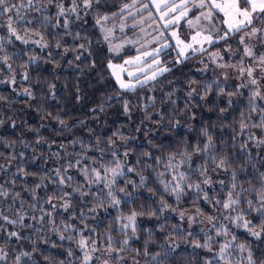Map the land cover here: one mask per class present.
Instances as JSON below:
<instances>
[{"label": "trees", "instance_id": "trees-1", "mask_svg": "<svg viewBox=\"0 0 264 264\" xmlns=\"http://www.w3.org/2000/svg\"><path fill=\"white\" fill-rule=\"evenodd\" d=\"M127 1L102 0L96 10L110 13ZM8 4H22L21 15L26 19L39 21L34 25L35 30L45 34V40L49 45L48 48L39 50L30 46H22L12 39L13 43L6 46L9 55L17 53V58L10 59L8 62L12 70L9 71L6 66H0V80L7 82L0 83V161L13 164V169L6 175V182L3 185L9 192V196L7 198L0 197V212L15 219L17 214L23 211L25 214L24 223L34 225L32 228H21L19 224L13 227L0 219V226L6 229V231H0V248L10 251L8 264H14V257L18 254V249L23 248L31 251L34 245L37 251L33 252V259L38 262L37 264H61L62 261L65 264H81L82 254L77 244L68 239L61 240L59 238L61 234L68 235V233L61 232L63 222L66 220L74 222L81 228L87 224L90 229L95 230V233L103 236L110 227L112 229L119 228V225L115 223L116 218L121 213L127 215L132 209L142 211L145 215L138 218L140 230L137 232L138 238L131 241L133 251L122 254L137 258L145 264H155L151 257L160 251L161 245L167 246V242L171 239L174 244L179 246L172 255L165 257L161 254L158 257L163 264H205V258L211 257L212 253L194 246L196 240L203 242L204 232L193 233V236L189 237L188 232L182 229L180 222L170 213L197 212V208H199L204 213L200 217L206 221L208 215H214L220 219L222 216L213 208L212 203L205 202L203 194L197 198L194 191H188L178 201L173 195L165 193L163 185L156 178V172L164 171L165 165L160 164L157 167L156 159L163 157L167 160L169 155L184 151L185 144L195 148L198 142H206V138L202 135V129L207 128L217 145V155H229L232 168L238 169L243 166L244 172L240 173L238 184L244 188L250 186L260 188L258 177L260 173L264 172V146L257 145L256 139H264V128L249 127L243 135L240 134L239 122L242 113L244 117L251 116L250 123H259L260 119L257 113L250 114L248 111L249 96L233 94L236 92L231 88L225 89L226 87L221 86L222 93L220 87L208 84L206 85H210V88H207L209 91L208 113L202 114L203 111L200 110L198 112L201 113L200 120L193 129L189 132L181 130L174 126L172 119L174 106L182 102V99L184 100V96L179 94V90L182 89L184 83L192 81L197 85V92L200 94L202 78L197 75L192 76L186 65L174 66L176 58L171 53L172 50L166 51L167 57L161 58L167 62L168 67H171V71L160 76L159 84L153 87L155 92L150 93L149 86L138 88V91L135 92H121L110 77L107 68L110 56L101 45L96 25L92 22L84 23L82 16L79 20L73 17L70 31L79 33L81 38H87L78 40L73 35L66 34L62 26L53 27L57 23L55 5H50L49 11L41 13L35 10L38 8L36 6L28 8L26 0H8ZM7 15L14 16V13L5 14L4 17H0V20H6ZM45 16L49 18L47 21L44 19ZM25 27L28 26L20 27L19 34H26ZM27 34L31 35V31ZM0 35L7 38L6 29H0ZM57 37L62 45L60 48L55 46ZM88 41L91 42L90 54L89 51L80 48V43ZM211 49H215V47ZM77 54L81 55L80 60L76 59ZM30 56L36 59V63H29ZM26 64L27 67H25ZM25 72L28 73L27 79L23 78ZM13 76L16 79L13 86L20 88L19 90L29 89L32 93L31 96L20 94L7 85ZM144 92L152 100L146 110L140 109V113L145 118L158 122L161 125L160 131L145 143L128 140L123 147L116 145V141L127 138L124 130L126 124L124 102L128 101L129 108H132L135 101L140 102L139 96ZM228 92L233 94L232 99H229L231 105L225 98L221 101L218 98ZM166 96L168 100H171L170 102H165L163 97ZM60 120H63L64 123L61 124ZM161 120L165 124H161ZM17 122H24L25 126L32 129L36 138L43 140L41 150L36 147L38 140L36 141L32 134V137L28 139L23 128L15 124L13 126V123ZM114 133H120L122 136L114 135ZM249 133L254 137L252 140L248 138ZM49 143L53 146H63V156H67L68 159L66 166L68 167L69 163L73 165L71 167L73 172L70 173L72 181L64 189L70 193L80 184L87 183L80 169L93 166L99 169L101 163L109 167L113 166L110 163L114 160L111 152L116 150L125 169L127 167L137 169L132 173L126 172L128 179L120 178L118 180L119 186L126 187L127 193L131 195L134 203L121 205V209L118 211L108 207L105 201L104 208H97L93 213L90 211L95 206L93 197H81L78 192H75L71 198L72 206L69 209L68 217L55 210L52 216H46L44 225L41 227L32 217L38 221L41 216H45L46 211H52L47 199L53 196L57 190L58 178L53 177L52 172L45 169L44 165L32 163V156L40 152L44 155L48 154L47 145ZM125 152L128 153L126 159ZM146 153L150 155H145ZM192 159L193 167L203 163L197 156H193ZM77 160L81 161L79 165L75 163ZM249 160L251 163H248ZM139 162H143L144 166L141 167ZM187 168L188 165L185 164L181 170H187ZM209 172L213 184L211 187H204L214 202L215 199H222L226 196L219 181L223 179L226 185L230 184L231 174L219 170L213 172L211 168H209ZM141 175L148 177L146 186H142L140 183ZM164 179L171 180V175H166ZM199 179L201 178L195 175L192 177V181ZM129 181L135 182V187ZM249 181H251V185ZM37 184H40L41 187L35 189L37 198L34 199L32 189ZM91 191L94 194L98 193L99 198L103 200V194L107 192V189L102 185H92ZM116 192L119 196L125 195V193L119 192V187ZM17 193L19 196L15 195ZM59 195H63V193H59ZM162 197L168 201L171 207L163 215H160L159 208ZM53 201L61 200L57 197ZM32 205L36 206L35 211ZM152 211H156L157 216L149 217L147 215ZM81 212L85 213L87 217L83 222L79 220ZM73 215L76 216L75 220H73ZM50 220H54L55 230L49 224ZM10 231H18L25 239L22 241L13 239L5 243ZM181 233H183L184 239L180 238ZM89 234L88 231L84 232L85 236ZM236 234L240 237L238 242L249 241L252 243L258 264L259 261H264V243L248 239L240 230ZM74 235L78 240L79 234L74 233ZM111 235L115 240L121 242L125 239L116 231H111ZM146 243L148 256L144 255ZM103 246L101 244V247ZM69 250L74 253L71 257L68 256Z\"/></svg>", "mask_w": 264, "mask_h": 264}, {"label": "snow or ice", "instance_id": "snow-or-ice-1", "mask_svg": "<svg viewBox=\"0 0 264 264\" xmlns=\"http://www.w3.org/2000/svg\"><path fill=\"white\" fill-rule=\"evenodd\" d=\"M138 0H133L132 5L125 2L124 7L120 10V14L128 11L129 15H132L130 8L135 7ZM102 3V0H71V6L65 5L63 0H48L49 5L56 6V20L57 23L53 27H63L65 33L68 35H73L74 38H81L79 33H72L70 31L72 25V18L75 17L77 20L81 18V15H88L90 10H94L95 6ZM151 7H154L159 13L160 20L163 22V28L158 29L159 36L163 39L156 38L154 43L159 45L158 47L152 48L150 51L145 50L140 52L138 55L132 57L131 59H125L123 64L114 63L113 59L109 57L107 68L110 70L112 77L115 79L116 83L119 85L121 92H134L137 88H145L150 85V82L157 80L159 76H163L165 73L170 72L171 68L164 65L161 57L169 50H174L176 52V63H183L185 60L194 57L197 54L208 53L210 47L220 45L221 42L225 43L223 51L231 52L232 55H236L232 51L233 45L228 43L229 41L236 40V47L240 48L243 46V55L238 61H225V58L221 56L220 51L211 53L210 59L217 67L228 69L233 68L239 73V77L242 79L240 84V89L249 88L251 91V96L249 97V113H257L260 117L259 123L251 122V116L244 117L241 114L240 120V134L243 135L249 127L253 128H264V104H257L258 100H264V91H262V86L260 84L261 80H264V75L257 77V73H264V51L258 53L257 44L264 46V0H150ZM34 0H27V7L33 8ZM23 7L22 4H8V0H0V17L7 15L6 20H0V29H6L7 38L0 35V66H6L9 71H11V65L8 63L10 59L17 58V53H12L9 55L6 50L7 45H11L13 40L20 41L22 44H29L30 42L40 47L41 50L48 48V42L45 40V34L39 30H35V23L39 21L26 19L21 15L20 9ZM149 4H143V8H148ZM38 12L43 13L47 10V7L41 4V7L35 9ZM173 13H178L177 15H172ZM193 13V15H189ZM117 13H113L112 17L108 15L97 16L95 18V24L101 33L102 40L108 45L109 53L119 56L124 45H114L112 29L106 27V22L117 16ZM151 18V14H149ZM47 21L49 18L44 17ZM62 20V25H61ZM181 21H185L189 29V36H182L180 32L173 30L175 27L180 25ZM22 25H26L25 33L26 35H20L19 29ZM31 31L32 36H39V40H30L27 33ZM121 31L124 29L121 27ZM171 37V39H169ZM174 41V44H173ZM90 44L80 43V48L89 51L90 54ZM56 48L62 47L59 38L56 39ZM67 52V49H65ZM245 58L251 61L250 65H246ZM77 60L81 59V55L77 54ZM148 68L151 70V74L143 73V64L147 61ZM220 61H225L224 63H219ZM29 63H36L34 57L29 58ZM93 66H95L93 64ZM155 66V67H153ZM27 67V64L25 65ZM130 67H136L137 72H132L128 70ZM207 67V65H205ZM127 74L128 79L123 78V74ZM140 73H143V79H141ZM225 77L228 73H224ZM23 78H28V73H23ZM10 83H16L15 76L11 78ZM0 83H7L6 81L0 80ZM210 88V85L208 86ZM197 89L193 88L188 92L189 97H192ZM223 91V89H221ZM239 94V89L236 93ZM229 94V95H233ZM24 95L31 96L32 93L29 89L24 90ZM203 99V97H201ZM229 105H231V100H229ZM124 110L127 113L129 109V102H124ZM63 124L64 121L60 120ZM114 135H121L120 133H114ZM202 135L206 138V142L197 143L195 148L189 144H185V150L173 153L167 157L165 160L163 157L156 159V166L159 167L160 164L165 165L164 171L156 172V178L160 180L163 185L165 193L173 195L178 201L186 194L188 191H194L197 194V198L200 194H203L206 203H212L213 208L217 212H220L222 219L214 215H208L207 221L211 225L208 230L201 229L204 232V239L201 243L199 240L195 241L196 248H203L206 251L212 253L211 257L205 258V264H258L255 258L252 243L249 241L238 242L240 237L237 236L233 229L242 230L247 236L251 237L252 241H257L264 243V172L260 173L258 180L261 187L255 188L250 186L244 188L242 185L238 184V178L240 173L244 172L243 166L240 168L231 167V157L227 154L217 155V145L214 143L213 136L209 134L207 128L202 129ZM249 140L254 137L251 133L248 134ZM39 143V141H38ZM114 143V142H113ZM256 143L259 146H264V139H256ZM246 147V145H245ZM23 155V154H21ZM114 158L112 163L113 166L109 167L101 163V167L98 169L96 167H85L80 169L82 175L87 183H82L78 188H74L73 192L65 191V187L69 185L72 181V176L65 169L61 172L60 169L55 170L56 177L58 178V188L53 193V196L48 197L47 203L52 211H46L45 216H41L38 221L35 217L32 219L39 223L41 227L44 225L46 216H52L53 212L61 207V204L53 203L54 198H59L62 201V207L67 212L71 208V198L73 193L78 192L81 197L91 196L93 197L94 207L90 209L91 212L95 213L97 208H104L105 201L108 207L115 210H120L121 205H128L134 203L131 195L127 193L126 187H120L118 180L120 178L128 179L127 173H132L137 171L135 167H127L125 169L124 164L118 158L119 154L116 150L111 152ZM128 153L125 152V159ZM145 155H150L146 153ZM193 156L199 157L203 163L196 164L193 167ZM102 160V158H101ZM77 165L81 163L80 160L75 162ZM140 166L143 167V162H139ZM248 163H251L249 160ZM187 164V170H181L182 166ZM0 165V168H3ZM71 168L73 165L68 164ZM151 167V165H149ZM209 168L211 171L215 172L217 170L224 173L231 174L230 184L226 185L225 181L221 179L219 184L222 186V191L226 192V196L222 199H215L214 202L212 198L209 197L204 186L211 187L213 180L210 176ZM23 172V169H21ZM166 175H171V180H166L164 177ZM193 175L200 177L201 179L197 181H192ZM148 177L141 175L140 183L142 186H146ZM133 183L135 187V182ZM251 185V181H249ZM92 185H102L103 188L107 189L104 193V199L99 198V194H94L91 191ZM41 187L40 184L35 185L32 189L33 198L36 199L35 189ZM117 187H119L120 193H125L123 196H119L116 192ZM149 191H152L149 189ZM63 193V195H59ZM19 196V194H15ZM9 192L5 189L3 185H0V197L7 198ZM251 197V198H248ZM15 201V197H14ZM23 203V201H21ZM161 206L159 208V214L163 215L166 210H168L171 205L166 199L162 197ZM33 210H36V206L32 205ZM223 209V211H221ZM45 211L44 209H40ZM175 211V209H173ZM145 215L144 212L132 209L127 215L121 213L115 220V223L119 225V228L112 229L110 227L109 231L103 236L95 233L94 229H90L87 224L81 228L77 223L64 221L61 228L62 233H68L67 236L61 234L60 239H68L77 244L78 248L82 254L81 264H121L125 260L122 253L131 252V241L137 239V232L140 230L138 218ZM149 217L157 216L156 211L147 213ZM180 218L183 220L185 218V213L180 211ZM204 213L201 209L197 208L195 215H189L187 217L188 224L191 226L194 223H203L199 217L203 216ZM0 219L4 220L7 224L15 227L17 224L21 228H32L33 224H25V214L23 211L19 212L15 219H11L8 216L3 215L0 212ZM76 216L73 215V220ZM87 219L85 213L81 212L79 215V220L81 222ZM227 221V224L224 223ZM49 224L52 225L53 230H55L54 220H50ZM0 231H6L3 226H0ZM39 231V229H37ZM88 231L90 234L85 236L84 232ZM111 231H116L119 235L124 236L123 241L115 240ZM79 234V239L77 240L76 235ZM215 233V235H213ZM151 235V233H149ZM188 236L191 237L193 234L188 232ZM30 239V237H27ZM181 239H184L183 233L180 235ZM15 239L16 241H22L25 239L18 231L8 232V240L11 241ZM191 242V241H186ZM101 244L104 246L101 247ZM179 245L174 244L171 239L167 242V246L161 245L160 251L153 255L151 258L155 264H163L158 257L162 254L165 257L172 255ZM55 247V245H53ZM37 251L35 245L31 251L27 249H18V254L14 257V264H37L33 259V252ZM99 253V255H96ZM139 254V253H137ZM72 250L68 251V256H73ZM144 255L148 256L147 243L145 244ZM10 257V251L0 248V264H8ZM65 264V262H61ZM259 264H264V261H259Z\"/></svg>", "mask_w": 264, "mask_h": 264}, {"label": "rangeland", "instance_id": "rangeland-1", "mask_svg": "<svg viewBox=\"0 0 264 264\" xmlns=\"http://www.w3.org/2000/svg\"><path fill=\"white\" fill-rule=\"evenodd\" d=\"M64 3L68 7L71 6V0H63ZM179 2V0H177ZM127 3L129 5H132L133 0H128ZM148 3V8H143V4ZM27 4V0H26ZM41 4L47 7L46 11H49L51 6L48 4V0H34V5L36 7H41ZM125 4V3H124ZM124 4L120 6L117 10L110 12V13H104L103 11L99 12L96 10L98 9L97 6L94 7V10H90V13L88 15H81L82 21L84 23H90L92 22L95 24V18L103 15H108L109 17H112L113 13H117L118 15L114 18L110 19L106 22V27L112 29V35H113V44L114 45H124L122 48L120 55L116 56L108 51V45L105 44L102 40L101 33L99 31L100 35V41L101 45L104 47V49L107 50L109 56L113 59L114 63L123 64V61L125 59H131L132 57L137 56L139 53L137 49L140 50V52H143L145 50H151L152 48L158 47L159 45L155 44L153 41L156 38L163 39V37L159 36L158 29L163 28V22L160 20L159 13L154 7H151L150 0H138L135 7H132L129 9L131 11L132 15L128 14V11H125L123 14H120V10L124 7ZM27 6V5H26ZM149 14H151V18H149ZM178 13H173L172 15H177ZM189 15H193V13H189ZM121 27H123L124 31H121ZM173 30H176L181 33L182 36H189V29L187 27V24L185 21H181L180 25L175 27ZM20 35H26V34H20ZM30 38V40H39L40 37L32 36L30 34H27ZM190 38V36H189ZM18 44L22 46H30L37 48L41 50L40 47H37L33 43H29L27 45L22 44L20 41L15 40V38H11ZM171 39V37H169ZM228 43H231L233 45L232 51L236 53V55H232L231 52L223 51L222 49L226 46L224 42H221L220 45L214 46L215 49L209 48L208 53L205 54H197L194 57H191L187 60H185L183 63L177 64L174 60V66L177 65H186L191 72V75H197L202 78V91L200 94L196 91L192 97H189L188 92L191 91L193 88L197 89V85L194 84L192 81L184 83L182 85V89L179 90V94L184 96V100L182 99V102L178 103L176 106H174V114L172 116L173 124L176 127H179L181 130H185L187 132L191 131L193 127L196 125V123L200 120L199 115L201 113H198L200 110H202V114L208 113V99H209V91H207L208 84H211L215 87H226L231 88L234 92H237V89H239V94H247L249 97L251 96V91L249 88H243L240 89V84L242 82V79L239 77V73L233 69V68H220L217 67L215 63L212 62L210 59V55L213 52L220 51L221 56L225 58V61H238L240 57L243 55L242 48L243 46H240V48H237L236 40L229 41ZM174 44V41H173ZM46 49V48H45ZM44 50V49H43ZM257 50L258 53L261 51H264V46L257 44ZM167 52H165L163 56H166ZM173 55L176 57V52L172 50ZM161 57V58H162ZM167 57V56H166ZM117 58H120L117 60ZM163 61V60H162ZM225 61H220L219 63H224ZM151 61L145 62L143 66V73H147L148 75L151 74V70L148 68V63ZM170 62V61H169ZM246 65H250L251 61L247 60L245 58ZM108 63V62H107ZM164 65L167 62H164ZM207 65V67H205ZM155 67V66H153ZM168 67V66H167ZM173 67V66H172ZM171 68V67H170ZM128 70L132 72H137L136 67H130ZM111 79L113 80L114 84L118 88L119 91L121 89L119 88V85L116 83L115 79L112 77L110 70L108 69ZM227 72L228 76L225 77L224 73ZM55 73V71H54ZM143 73H140L141 79H143ZM166 74V73H165ZM164 74V75H165ZM257 77L264 75V73H257ZM123 78L125 80L128 79L127 74H123ZM160 76L157 78L156 81L150 82V93L154 91V86L159 84ZM260 84L264 86V80L260 81ZM9 87H11L14 91H18L20 94H24V90H19L20 88L13 86V83L7 84ZM162 86V85H161ZM222 86V87H221ZM206 87V88H205ZM205 88V89H203ZM138 91V88L136 89ZM262 91H264V87H262ZM135 92V91H134ZM155 92V91H154ZM223 93V91H222ZM232 92H228V94H225L224 96H218V98L223 100L225 98L226 101H229V99H232ZM203 97V99H201ZM165 102H170L171 100L166 97H163ZM140 102L135 101L133 103L132 108H129L130 110L126 113V124L124 125V130L127 134V138L121 139V141H116V145H119L123 147L126 145L128 140H137L138 142H147V140L154 136L158 131L161 129V125L158 122L152 121L150 119H147L144 117L143 114L140 113V109H145L150 105L152 98L148 97L147 94L144 92L139 96ZM197 100L198 102H196ZM175 102V100H174ZM257 104H264V100H258ZM161 124H165L164 121H160ZM18 127L23 128V132L27 134V138H31L33 133L32 129L28 126H25L24 122H17L13 123ZM24 126V127H22ZM25 134V136H26ZM32 134V135H31ZM34 136V135H33ZM35 137V136H34ZM36 138V137H35ZM39 141L38 147L40 150L42 148V141L41 138H36V141ZM53 147V148H52ZM47 149H49L48 154L44 155L41 154V152L35 153L32 156V163L42 164L44 165L45 169H48L50 172H52V176L56 177L55 170L60 169L61 172H63L65 169L70 174L73 172L71 168L66 166L67 162V156H63L64 148L63 146H53L52 144L47 145ZM0 165H3V168H0V185H4L6 182V175L8 172H10L13 169V164L11 162L6 161H0ZM53 203L61 204V207L57 210L60 212L61 215L67 216L69 215V211H65L62 207V201H52ZM55 212V211H54ZM185 213V218L182 220L180 218L179 213H170L172 217H174L177 221L180 222L181 227L186 232L197 233L202 232L201 229L208 230V228L211 227V225L204 220L203 218L199 217L200 220H203V223H194L191 226L188 224L187 217L189 215H195L196 212L194 211H183ZM225 224H227V221H225ZM233 231L237 232L239 230L233 229ZM241 233L246 236L248 239L251 240V237L247 236L246 233H244L242 230H240ZM5 249V248H4ZM99 255V253L97 254ZM125 257V260L121 262V264H145L142 263L141 260L133 257H128L125 254H122ZM37 262V261H36ZM38 263V262H37ZM99 264V261L97 262Z\"/></svg>", "mask_w": 264, "mask_h": 264}]
</instances>
